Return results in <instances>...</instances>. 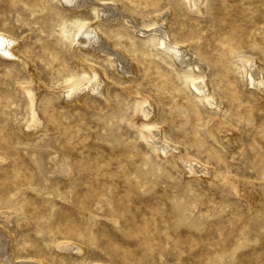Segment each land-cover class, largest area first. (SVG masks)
Listing matches in <instances>:
<instances>
[{"label": "rangeland", "instance_id": "374dc122", "mask_svg": "<svg viewBox=\"0 0 264 264\" xmlns=\"http://www.w3.org/2000/svg\"><path fill=\"white\" fill-rule=\"evenodd\" d=\"M96 1L118 4L140 32L126 18L102 20L63 0H0V38L17 46L15 57L0 51V231L12 239V263L264 264V210H256L264 207V90L249 86L245 64L258 62L264 74V0H204L201 12L191 0ZM168 13L172 44L208 68L199 79L210 82L222 111L187 84L191 67L156 46L164 21L154 18ZM80 21L137 75L72 44ZM82 63L98 70L103 96L86 83L68 99L64 87ZM33 87L35 116L48 128L29 131ZM143 110L155 111L153 120ZM145 119L241 192L181 175L143 138ZM219 124L234 131V151L211 131Z\"/></svg>", "mask_w": 264, "mask_h": 264}, {"label": "bare ground", "instance_id": "6f19581e", "mask_svg": "<svg viewBox=\"0 0 264 264\" xmlns=\"http://www.w3.org/2000/svg\"><path fill=\"white\" fill-rule=\"evenodd\" d=\"M63 2L68 8H70L74 12H78V11H80L82 9H86V8H93V10L95 12V18H98V15H99V17L102 20L103 19L107 20V21L109 20V21H112L115 23L120 18H126V19H128L130 27L133 30H135V31L137 30L140 32V30H139L140 22H138V20L136 18H133V16H129V15L124 14L118 4L117 5H115V3L114 4H108V2H105L107 4H99V3H96L97 1L94 2V0H63ZM203 2H204V0H191V4H190L191 9L194 12H201ZM97 7H99V9ZM164 15H166V14H164ZM169 18H170L169 13L166 16H158V17L154 18L156 25L159 24L161 19H163V21H164V25L158 27L156 30H154V33H153L156 35V46L161 47L164 50V52L166 51V53H168L172 57L173 61H175V63H177L179 66H181L183 68L184 67H186V68L191 67L192 72L196 75L194 77H190L187 80V84L189 86L193 87V89L196 91V93L201 96L203 103L205 105H206V103H209L211 106H215L216 110L222 111L223 110L222 108H224L225 103L219 101L220 98L213 92L212 88L209 87L210 82L206 79V77H204L202 80L199 79V77H201V75L205 76L208 73V68L205 65H203L204 63L201 64L200 63L201 61L199 60L200 61L199 62L196 59L197 58L196 56H195L196 58L194 57V55L192 56L191 55L192 53L190 54L191 51L189 52L186 49V47L180 49L181 47L178 48L172 44V41L170 40V33H168V31L166 30V26H165L166 22L164 20V19H166V21H167ZM89 25H91V24H89ZM91 26H87L86 21H80L77 24V26L75 27V30L73 31L71 43L72 44L76 43L77 46L96 50V51H98L97 53L100 52V54L102 53L104 56H106L108 58V60L112 66L114 65V62H116L119 70L126 76L132 77V76L137 75L138 72H137L136 66L134 64L128 62L124 57H122L120 55V53L118 51H116V49H113L112 46L107 43V41L105 42L106 39L104 40V38L102 39L100 37L102 35L99 34L100 36H98V34H96V32L94 31V29H95L94 26L93 27H91ZM15 44H17V43H15ZM15 47H17V46H14V43L12 41H10L9 39L0 38V51L3 52L4 54H6L8 57H15V55H16L15 54ZM248 59L249 58L246 59L245 64H246V68H247L246 69V71H247V82H248L249 86L253 87L255 89H258L259 91L264 90V74L261 72L260 64L258 62H255V61H249ZM80 67L82 69L81 70L82 73L78 77V79L74 80L73 82L68 83L64 87V88H66V92L68 94H70L68 99L77 98L76 88H78V87H76V85L77 86L79 85V87H80L82 85H85L86 83H87L86 87L88 89L93 87V89L94 88L96 89V92H97L96 94L99 93L103 96V94L106 93L107 88L105 86V83H102V80L100 79L101 76H100L98 70H96V68H94V67L89 68L88 66H83V63H82V65H80ZM92 76H94L96 78V81L93 84H90L91 83L90 82L88 85V81ZM92 79H93V77H92ZM194 79H198V80L192 81ZM90 81H91V79H90ZM99 82L101 83L102 87L96 86L97 83H99ZM74 85L76 88L74 87ZM71 86H73V87H71ZM81 88L84 89L83 86ZM26 93L28 94V96L30 98V102H31V109L29 111H31L30 113H33L34 118H35L34 119L35 121H33L32 125L31 126L29 125L30 127L28 126L29 131L36 130V128H38V127H43V128L47 127L48 128V126L43 124L41 120H40L41 122L39 121V119L37 118L39 115L37 117L35 116L38 114L37 111H35L36 106H37L36 98H39L37 96L38 91L33 87V88L27 90ZM142 101H143L142 99L139 100L138 105H140L142 103ZM28 107H29V105H28ZM138 107H140V106H138ZM153 108H154V106L152 107V109ZM155 109H156V107H155ZM137 110H141V109L138 108ZM29 111H27V112H29ZM149 111L143 110L142 113H143V115H145V118L152 119L155 111H153V110L151 112H149ZM35 112H36V114H34ZM137 113H139V111ZM28 115H29V113H28ZM33 115L31 114V116H33ZM138 116H139V114H138ZM139 117H141V116H139ZM28 119L29 118H27V120ZM150 119H149V121H150ZM142 121L143 120H141V122ZM147 121L148 120H146V122ZM146 122H144V123L142 122L143 124H141L139 121V123H138V127L141 128L140 131L142 130L143 134H145V136L143 138L146 137L147 141L152 145L154 151L156 153H158V155L160 157H162L168 165L175 168L181 175H183V176L186 175L189 177H197L198 175H205L208 177V180H210V181L217 179L219 182H224V183L230 184L236 193L241 192L236 185L237 181L236 182L233 181L234 180L233 178L231 179L230 176H222V175L218 174L216 171L211 170L209 168L208 169L202 168L198 163L195 162L194 158L188 156L187 153L185 152V150H182L183 148L180 150V148L177 149V147L175 148L174 146L173 147L170 146L168 144V142L166 141V138L164 137L163 133H162L163 131L159 130L160 128L156 129L157 128L156 124L154 126L153 122H151L153 125L152 124L149 125L150 122H147L148 124H145ZM152 128L154 130H152ZM149 130H152V131H149ZM41 131H43V130H41ZM211 131L216 135L217 141L220 145L223 146V144L227 143L228 145L233 147L232 145L234 144V134H233L234 131H232L228 128H225V126L223 124H219L216 127L213 126L211 128ZM142 132H140V133H142ZM223 136H225V137L228 136V138H225L226 140H224ZM224 141H225V143H224ZM231 149H233V151H234L235 148L233 147ZM238 183H239V181H238ZM240 188L242 190V187H240ZM254 193H257V192H254ZM257 194L259 195V193H257ZM249 195H250V193H249ZM252 195L253 194L251 193V196ZM260 201H262V200H260V198H259V201H258V198H257V202H260ZM259 205L262 206V204H260V203H259ZM263 205H264V203H263ZM256 210H264V207L258 208ZM11 243H12V239L9 238V236L8 237L5 236L0 231V262L1 263L14 264L11 261V259H12ZM72 247H70V248L72 249ZM18 264H27V263L21 262Z\"/></svg>", "mask_w": 264, "mask_h": 264}]
</instances>
